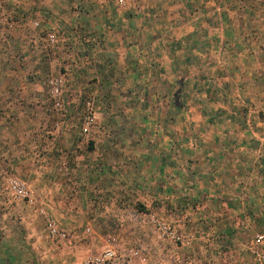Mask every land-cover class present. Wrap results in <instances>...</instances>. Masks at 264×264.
I'll return each mask as SVG.
<instances>
[{"label":"crops","instance_id":"obj_1","mask_svg":"<svg viewBox=\"0 0 264 264\" xmlns=\"http://www.w3.org/2000/svg\"><path fill=\"white\" fill-rule=\"evenodd\" d=\"M231 5L0 0V179L25 180L34 197L15 200L0 184V264H65L64 238L46 234L39 208L58 207V225L75 238L81 223L69 209H84L82 194L94 197V218L107 211L112 231L135 237L146 264H255L246 246L264 229V34L251 43L249 12ZM45 65L69 68L77 95L64 97L66 113L84 90L97 94L85 153L79 141H48L46 117L17 121L48 111ZM68 169L70 203L59 192ZM147 213L191 243L155 236ZM69 242L79 262V242Z\"/></svg>","mask_w":264,"mask_h":264},{"label":"rangeland","instance_id":"obj_2","mask_svg":"<svg viewBox=\"0 0 264 264\" xmlns=\"http://www.w3.org/2000/svg\"><path fill=\"white\" fill-rule=\"evenodd\" d=\"M232 5L230 6V10H235L241 11V13H248L249 15L246 16V21L249 25H255V29L251 28L250 34H248L249 41L257 43V40H255L254 33L256 32L257 36L256 37H262L264 34V0H231ZM235 1H237V5L235 7ZM7 4V3H6ZM6 4L2 7L3 9H6ZM240 13V12H239ZM238 17V15H237ZM34 20V19H33ZM38 20V19H36ZM34 25V24H33ZM244 35L246 36V32L241 31V36ZM252 39V40H251ZM262 42V41H261ZM89 60L90 58H86ZM61 66H49L45 65L42 67V74L45 75L44 79V84L42 85V88L46 90L47 93V101L46 105L48 108V111L42 114L36 113V114H22L18 113L16 115L17 121L18 120H23V122H27L28 118L34 117L37 120L41 118V121L44 120V117H46V124H47V135H48V141H52L53 143L55 141H79L81 143V147H77L78 150H81L83 153L87 152L88 145H90V142L93 141L92 137L96 131L97 127V116H96V110H97V94H92L91 91H86L81 93L83 97L80 100V105L79 102L78 104H74L76 109L74 108V111L66 113L67 107L70 105L64 97L66 96H74L77 95V91L74 85L66 80V73L68 72L66 68H62ZM24 70V67H22ZM61 69V70H60ZM34 68L33 67H25V71L28 73H34ZM58 78L61 81V86L59 89L61 90L60 95L58 97L53 96L51 92V86L53 85L50 81ZM42 90V89H41ZM102 100V97H101ZM58 102V104H56ZM23 105V104H22ZM90 114L92 116V122L89 125L85 124V117L86 115ZM21 116V117H20ZM87 127V130L84 131L83 128ZM112 136H116V134L112 133ZM63 172L59 171L63 175V178L65 179L66 183L64 187V191L60 189L59 187V192L61 193V197L64 198L66 203H70L73 199V185L71 184V177L69 175V169L68 170H63ZM10 177H16L23 181L26 185V181L11 175V176H6L5 179H0V184L4 185L7 190L9 191V194L11 197H14L8 187V179ZM59 175L56 174V176L53 177V181H58ZM28 186V185H27ZM64 192V193H63ZM77 196V195H76ZM49 197H54L57 198L56 195L52 194ZM92 198V195L89 194H82L79 195L80 201L83 203V210H78L76 208H71L69 209L70 213L73 215V218L79 219L78 222L74 221V223H81L78 226H75L74 229L77 231L76 233L78 234L77 237L72 238L69 235L66 234L65 238L63 239V247L65 248V252L62 254L61 250V242L55 241L56 245V250L60 251L62 254L63 260L65 264H77L78 258L75 256H71V252H69V249H67V246H69V243L74 244L73 240H78L79 243H77V248L74 250H77V254L80 256H84L92 251H96L98 249H101L102 246H104L106 239L109 236H116L120 240V243L126 246H136L137 242L135 241V237L133 236L132 239L129 240V238H126L125 236H121V234L118 231H112V230H119V227H116L115 224L112 223L111 218H109V221H103L108 218L107 211L103 210H97L99 215H101L99 218H94L93 214L90 210L86 208V202L90 200L89 198ZM15 200H18L17 198L14 197ZM94 197L91 199L93 200ZM19 201V200H18ZM85 202V203H84ZM54 208V207H53ZM49 209L47 210V213L56 220V215L60 213L59 208L57 207L56 209ZM151 213H147L149 215ZM41 215V214H39ZM147 215H145V221L147 222ZM51 216V217H52ZM43 219V216H41ZM104 217V218H103ZM65 220V217H63ZM70 221V219H68ZM57 221V220H56ZM44 222V219H43ZM106 222V224H104ZM110 222V223H109ZM58 223V221H57ZM148 224V222H147ZM60 226V225H59ZM66 233V228L63 226H60ZM44 228L47 234V229L45 227L44 223ZM134 230V229H133ZM72 238V239H71ZM126 238V239H125ZM128 239V240H127ZM54 246V245H53ZM55 247V246H54ZM67 249V250H66ZM63 262V263H64Z\"/></svg>","mask_w":264,"mask_h":264},{"label":"built area","instance_id":"obj_3","mask_svg":"<svg viewBox=\"0 0 264 264\" xmlns=\"http://www.w3.org/2000/svg\"><path fill=\"white\" fill-rule=\"evenodd\" d=\"M119 5H124L125 0H117ZM53 96L58 97L61 90V81L55 78L50 81ZM58 104V102L56 103ZM92 122L90 114L85 117V124ZM84 131L87 127L84 126ZM261 152L264 153V128L259 138ZM8 187L12 195L20 201L32 203L33 194L28 186L16 177L8 179ZM39 213L43 216L45 227L51 237L63 239L66 233L61 229L56 220L51 217L44 208H39ZM148 226L152 233L160 239L170 240L176 244L189 245L192 236L167 220L156 214L147 215ZM247 252L255 264H264V229L256 233L246 246ZM78 264H146L144 260V250L141 246H126L120 243L116 236H109L101 249L84 255Z\"/></svg>","mask_w":264,"mask_h":264}]
</instances>
